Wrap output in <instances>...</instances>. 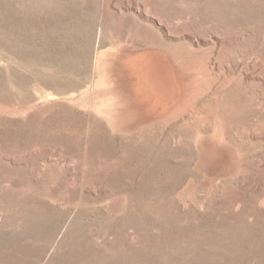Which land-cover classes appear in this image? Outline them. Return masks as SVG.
<instances>
[{
  "label": "rangeland",
  "instance_id": "obj_1",
  "mask_svg": "<svg viewBox=\"0 0 264 264\" xmlns=\"http://www.w3.org/2000/svg\"><path fill=\"white\" fill-rule=\"evenodd\" d=\"M0 264H264V0H0Z\"/></svg>",
  "mask_w": 264,
  "mask_h": 264
},
{
  "label": "bare ground",
  "instance_id": "obj_2",
  "mask_svg": "<svg viewBox=\"0 0 264 264\" xmlns=\"http://www.w3.org/2000/svg\"><path fill=\"white\" fill-rule=\"evenodd\" d=\"M158 57L159 56L157 54L156 55L155 54L154 55H149V56L142 55V56L139 57V60L135 61L134 65H136L138 67L139 73L141 75V81H140L141 83L140 84L144 88L145 87L149 88L152 92L156 93V95L161 100L163 99V101H164V100L167 99L166 97H168L166 95H169V94L173 95L174 92L178 93L180 91L181 87H179V85L177 84V85L172 86L171 89L170 88H166V83H167L168 78L165 77L166 76L165 73H164L165 72L164 71V67L165 66L164 67H160L158 65V61H157ZM165 70H168V69H165ZM163 74H164V76H163ZM167 74H169V72H167ZM170 78H172V77H170ZM173 79H175V78H173ZM172 91H174V92H172ZM180 93H181V91H180ZM169 101L171 102V100H169ZM172 103H173V101H172ZM202 130H204V129H202Z\"/></svg>",
  "mask_w": 264,
  "mask_h": 264
}]
</instances>
